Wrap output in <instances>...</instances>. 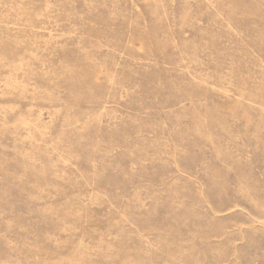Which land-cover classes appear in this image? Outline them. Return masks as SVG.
<instances>
[{
  "label": "rangeland",
  "instance_id": "374dc122",
  "mask_svg": "<svg viewBox=\"0 0 264 264\" xmlns=\"http://www.w3.org/2000/svg\"><path fill=\"white\" fill-rule=\"evenodd\" d=\"M0 264H264V0H0Z\"/></svg>",
  "mask_w": 264,
  "mask_h": 264
}]
</instances>
